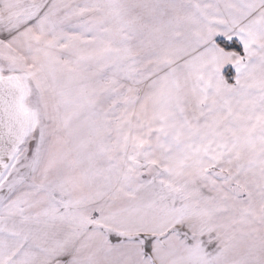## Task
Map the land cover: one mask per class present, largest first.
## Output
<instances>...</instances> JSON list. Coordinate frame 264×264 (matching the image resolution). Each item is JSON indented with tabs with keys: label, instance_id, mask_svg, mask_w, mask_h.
<instances>
[{
	"label": "snow or ice",
	"instance_id": "obj_1",
	"mask_svg": "<svg viewBox=\"0 0 264 264\" xmlns=\"http://www.w3.org/2000/svg\"><path fill=\"white\" fill-rule=\"evenodd\" d=\"M0 264H264V0H0Z\"/></svg>",
	"mask_w": 264,
	"mask_h": 264
}]
</instances>
